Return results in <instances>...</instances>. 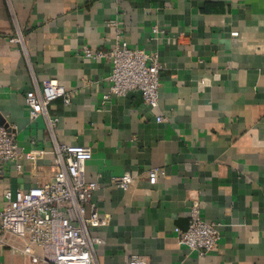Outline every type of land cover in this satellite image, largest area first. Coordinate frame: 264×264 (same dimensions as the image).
<instances>
[{
  "label": "crops",
  "instance_id": "1",
  "mask_svg": "<svg viewBox=\"0 0 264 264\" xmlns=\"http://www.w3.org/2000/svg\"><path fill=\"white\" fill-rule=\"evenodd\" d=\"M116 28L128 45L158 51L156 107L139 90L102 101L110 65L79 49L113 46ZM49 77L75 91L69 105H48L56 141L92 149L85 177L99 182L107 219L93 231L97 264L131 254L150 264H264V0H0V125L16 130L22 153L52 149L44 117L30 119L24 102ZM52 158L23 160L22 171L9 163L0 205L6 190L49 178ZM155 167L164 169L157 180ZM125 172L127 190L111 184ZM194 199L220 234L204 255L173 231L187 227ZM0 264L44 263L3 249Z\"/></svg>",
  "mask_w": 264,
  "mask_h": 264
},
{
  "label": "built area",
  "instance_id": "2",
  "mask_svg": "<svg viewBox=\"0 0 264 264\" xmlns=\"http://www.w3.org/2000/svg\"><path fill=\"white\" fill-rule=\"evenodd\" d=\"M109 24L115 25L116 22L110 21ZM152 32L162 30L154 26ZM230 34L236 36L237 32ZM79 54L109 63V89L102 97L103 102L113 95L123 96L130 90H139L145 105L152 108L158 105L163 66L157 50L147 51L128 45L122 30L116 28L113 46L92 49L83 44ZM74 94L75 91L66 90L54 77L44 79L40 89H30L25 93L29 118L42 116L45 119L53 143L51 151L38 149L22 153L16 130L0 125V179L9 163L14 164L16 171H22L23 160L33 166L46 153L53 156L49 178L41 179L27 189L6 190L0 205V251L7 249L11 256H21L32 263L97 264L95 247L101 239L93 231L107 223V219L99 215L96 203L99 182L85 177L92 149L87 145L57 142L54 129L59 118L50 116L48 111L53 100L60 98L64 105H69ZM156 120L160 122L163 117L157 116ZM163 174L164 169L157 167L148 172L153 180ZM132 179V174L125 172L112 177L111 184L127 190ZM173 231L178 243L200 255L213 251L220 238L218 224L200 217L197 199L190 205L187 227L176 226ZM126 264H150V261L142 254H131Z\"/></svg>",
  "mask_w": 264,
  "mask_h": 264
}]
</instances>
